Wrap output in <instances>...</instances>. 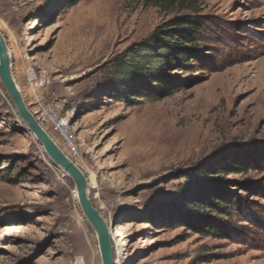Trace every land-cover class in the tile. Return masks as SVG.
<instances>
[{
  "label": "rangeland",
  "instance_id": "obj_1",
  "mask_svg": "<svg viewBox=\"0 0 264 264\" xmlns=\"http://www.w3.org/2000/svg\"><path fill=\"white\" fill-rule=\"evenodd\" d=\"M201 15L196 57L140 87L119 83L129 51L172 14L0 0L12 78L31 113L52 105L66 122L70 144L46 132L112 226L113 264H264V0H202ZM74 191L0 82V264H102ZM211 192L227 214L188 206Z\"/></svg>",
  "mask_w": 264,
  "mask_h": 264
},
{
  "label": "trees",
  "instance_id": "obj_2",
  "mask_svg": "<svg viewBox=\"0 0 264 264\" xmlns=\"http://www.w3.org/2000/svg\"><path fill=\"white\" fill-rule=\"evenodd\" d=\"M141 2L144 7H155L160 13L173 16L163 27H158L145 42L129 51V62L122 67L119 83L125 85L137 80L140 87L147 85V82L152 85L158 84L160 87L161 84L167 83L162 73L172 70L173 67L184 70L190 60L197 55V39L204 19L201 15L202 0H141ZM147 93H150V90H144L143 95ZM221 168L224 169L225 166ZM188 206L199 210L203 215H206L203 212L205 208H212L223 215L227 214L229 209L224 205L223 198L216 196L215 192H211L206 198L200 196L197 202L191 201ZM191 222L193 224L190 226L196 229L194 220ZM208 227L212 229L216 225ZM198 229L210 233L203 226L199 225Z\"/></svg>",
  "mask_w": 264,
  "mask_h": 264
},
{
  "label": "water",
  "instance_id": "obj_3",
  "mask_svg": "<svg viewBox=\"0 0 264 264\" xmlns=\"http://www.w3.org/2000/svg\"><path fill=\"white\" fill-rule=\"evenodd\" d=\"M0 82L8 93L18 116L25 122L27 129L35 136L49 159L56 164L72 180L85 219L95 232L102 264H113V243L111 230L98 210L93 206L87 191V180L82 171L56 145L36 121L34 115L26 107L23 98L12 78L9 53L0 33Z\"/></svg>",
  "mask_w": 264,
  "mask_h": 264
},
{
  "label": "built area",
  "instance_id": "obj_4",
  "mask_svg": "<svg viewBox=\"0 0 264 264\" xmlns=\"http://www.w3.org/2000/svg\"><path fill=\"white\" fill-rule=\"evenodd\" d=\"M28 81L34 90H36L38 86L45 85L47 82V74L44 70L40 71L37 75L29 72ZM38 107L32 114L39 125L45 130L46 128H52L54 131L60 132L61 136L70 144L69 136L63 131L66 122L56 113L55 108L52 105H40Z\"/></svg>",
  "mask_w": 264,
  "mask_h": 264
},
{
  "label": "bare ground",
  "instance_id": "obj_5",
  "mask_svg": "<svg viewBox=\"0 0 264 264\" xmlns=\"http://www.w3.org/2000/svg\"><path fill=\"white\" fill-rule=\"evenodd\" d=\"M33 135V134H32ZM34 136V135H33ZM73 196H74V198L77 200V197H76V192L74 191L73 192ZM111 236L113 237V230H111ZM112 241H113V239H112Z\"/></svg>",
  "mask_w": 264,
  "mask_h": 264
}]
</instances>
